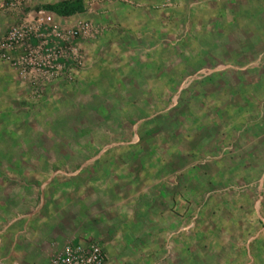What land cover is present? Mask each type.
I'll list each match as a JSON object with an SVG mask.
<instances>
[{
    "label": "rangeland",
    "instance_id": "rangeland-1",
    "mask_svg": "<svg viewBox=\"0 0 264 264\" xmlns=\"http://www.w3.org/2000/svg\"><path fill=\"white\" fill-rule=\"evenodd\" d=\"M82 1L98 35L73 83L0 60V264L72 237L104 264H262L264 0ZM14 19L0 9V34Z\"/></svg>",
    "mask_w": 264,
    "mask_h": 264
},
{
    "label": "built area",
    "instance_id": "built-area-1",
    "mask_svg": "<svg viewBox=\"0 0 264 264\" xmlns=\"http://www.w3.org/2000/svg\"><path fill=\"white\" fill-rule=\"evenodd\" d=\"M0 9L15 19L0 34V60L32 87L73 83L87 66L84 45L97 38L88 19L63 16L29 0H3ZM103 244L72 237L58 246L48 264H104Z\"/></svg>",
    "mask_w": 264,
    "mask_h": 264
},
{
    "label": "crops",
    "instance_id": "crops-1",
    "mask_svg": "<svg viewBox=\"0 0 264 264\" xmlns=\"http://www.w3.org/2000/svg\"><path fill=\"white\" fill-rule=\"evenodd\" d=\"M77 14V13H76ZM78 14H82V13H78ZM10 16H13V14H8ZM75 15V14H74ZM149 228V229H148ZM146 229V234H145V242L146 245L150 246V248L153 250V248L155 249L154 253L151 255V259H156V256H159L160 262L162 261L163 257H165V254L167 252L168 249V239H169V233H168V229L166 227V225L163 224V221L160 220V224L159 225H150V227H148ZM158 247H160L159 251L157 250ZM36 248V247H35ZM159 253V255H157ZM198 255L200 256V260L197 257H194V259H190V256L186 257L185 260V264H245V262L242 260H236L235 263H232L231 260L229 259L226 262H220V261H213L210 260L207 261V259L202 260L203 256L207 257L208 255H210L209 252H198ZM202 256V257H201ZM26 257V256H25ZM24 257V258H25ZM27 259H21L18 261V264H48L49 263V254L46 253V251L44 252L43 249H35L34 252L32 253H28L27 254ZM259 264V262H258ZM264 264V261L263 263Z\"/></svg>",
    "mask_w": 264,
    "mask_h": 264
},
{
    "label": "trees",
    "instance_id": "trees-1",
    "mask_svg": "<svg viewBox=\"0 0 264 264\" xmlns=\"http://www.w3.org/2000/svg\"><path fill=\"white\" fill-rule=\"evenodd\" d=\"M47 8H49L56 14L63 16H70L84 11L82 0H63L51 6H48Z\"/></svg>",
    "mask_w": 264,
    "mask_h": 264
}]
</instances>
